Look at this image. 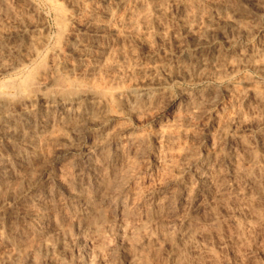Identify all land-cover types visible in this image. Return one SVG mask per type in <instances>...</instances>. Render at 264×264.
Segmentation results:
<instances>
[{"label": "rangeland", "instance_id": "374dc122", "mask_svg": "<svg viewBox=\"0 0 264 264\" xmlns=\"http://www.w3.org/2000/svg\"><path fill=\"white\" fill-rule=\"evenodd\" d=\"M152 1L158 3L157 10H151L152 16L147 18L152 22L148 25L146 20L131 22L134 16H140L142 6ZM3 2L5 7L0 5V70L11 63H26L34 58V52H38L46 64L58 65L63 75L87 85H116L117 94L122 93L123 97L132 89L146 98L148 87H166L167 92L152 101L149 108V105L144 110L138 107L139 113L123 108L108 115L103 124L90 127L92 130H111L129 125L130 131L149 134L142 147L140 145L131 154V159H114L116 162L109 169L113 182L120 184L119 187L114 186V190L110 189L114 191L112 193L121 189L125 192L138 190L140 187L141 195L134 201V217L131 215V220L128 218L127 221L130 225L140 224L142 220L146 223L148 228L141 231V239L127 245L121 233L117 232V227L126 220L118 219L114 220V231L107 234L102 248L89 247V243L84 242L82 235L75 230L67 236L53 234L48 241L51 244L49 249L41 246L37 254L21 252L14 256L9 245L1 244L0 264H264V217L257 213L260 207V211L264 209V177L257 175L255 179L245 181L239 178L236 183L238 176L232 174L235 164L230 159L232 152L240 163L252 157L264 162L260 143L264 139V72L253 65L254 59L255 62L264 61V0H59L63 9L61 15L45 0ZM186 12L197 17L192 29L183 19ZM224 15L230 16L236 26L232 28L225 23ZM96 26L102 31L97 32ZM75 38L76 43L73 41ZM213 48L227 54L243 50V60L232 69L223 70L217 78L199 79L192 66L186 65V71L180 68L179 63L184 62L187 54L195 57ZM103 56H108L106 62ZM157 61L160 63L155 68ZM144 70L147 71L143 74ZM8 76V72L1 70L0 82ZM157 81L159 84L155 83ZM150 82L154 83L151 85ZM247 84L257 86L262 95L254 96L247 90ZM199 88H203L204 100L207 101L199 104L182 122L172 120L177 113H184L181 93ZM235 114L238 117L229 119ZM165 123L175 125L171 128L173 136L160 146L159 137L154 134ZM84 127L87 130L89 126L80 129L73 143L81 141L82 138L78 140L76 137L82 136ZM224 134H228L226 139L220 140L218 137ZM213 145L217 156L216 160L211 156L210 163L221 165L225 169V179H228L227 186L224 185L228 189L223 186L224 189L219 190L223 200L219 198L215 202L203 193L204 183L198 175L199 166ZM80 146L73 151L68 150L69 142L62 145V149L34 168L33 178L24 180L21 188L34 183L32 190L43 187L55 190L61 165L64 164L62 169L66 168V162L80 152ZM185 150L189 157L182 160L180 153ZM233 179L234 182L231 181ZM236 185L242 192L254 193L255 197L247 202L248 206L245 201L232 200ZM21 188L15 193H0V228L3 231L9 225L21 223L20 207L24 202ZM180 192L185 194L183 205L172 202L171 211H164L161 217L151 219L155 209H162L164 201H170ZM228 196L231 200L226 198ZM248 216L260 219L251 218L250 221ZM186 228L189 233L183 234ZM147 229H150L149 233ZM143 231L148 234L144 235ZM147 241L152 243L147 244ZM140 245L144 246L141 247L143 250L139 249Z\"/></svg>", "mask_w": 264, "mask_h": 264}, {"label": "bare ground", "instance_id": "6f19581e", "mask_svg": "<svg viewBox=\"0 0 264 264\" xmlns=\"http://www.w3.org/2000/svg\"><path fill=\"white\" fill-rule=\"evenodd\" d=\"M3 1L4 0H0V5H4ZM45 1L57 12L58 15L63 13V9L59 0ZM157 5L158 3L155 4L153 1L149 4L146 3L145 6H142L141 8V17L139 15H137L139 17L134 16L133 19H131V22L133 21L136 23L140 20H146L145 22H149L147 21V18L149 17L151 10H157ZM185 14V18L183 19H185V23L189 26V29H192L194 25L193 21L196 20L197 17L196 15H191L190 13H188L190 15H187V12ZM224 19L225 23L227 22V24H229L232 28L236 26V22L230 18V16L224 15ZM151 22L152 21L146 25L150 24ZM98 26H96V28ZM101 26L104 27V25ZM100 30L101 28L99 27L96 29L97 32ZM134 31L135 30L132 32ZM73 41L76 43V38L73 39ZM34 54L35 55H32L34 58L30 56L32 59L29 58L31 60L26 63H11L10 65H4L1 68L2 72H8L9 76L0 82V193L5 191L15 193L18 188H21V184L23 185L25 182L24 180L28 181L33 178L32 173H34V168L39 166L43 161L48 160V156L52 153H57L58 150L62 149V145H66L67 142L70 143V147H68L70 149L68 150H76L79 148V144H81V150L80 152L75 153V155L66 162V168L62 169V165L64 164L61 165V168L59 167V174L57 175L58 186L55 190L52 191L47 187L37 189V191L35 189L32 190L34 183L28 185L26 188H21V194L24 199V202L20 207L21 223L17 226L9 225L8 229L6 228V231L1 230L2 228H0V245H9L12 250L11 253H13L14 256L15 253L20 254L21 252L37 254L41 246L49 249L51 244H49L48 241L53 234H62L67 236V234L70 235L74 233L75 230H77V232L82 235L83 241L89 243V247L92 245L94 248H102L101 245L105 241L107 234H109V232L114 229V220L116 221L118 219L121 221L126 220V223L122 222L123 225L117 227V232L121 233V237L126 240L127 245H131L134 242L136 243L139 239H141V231L148 228L145 227L146 223H144L143 220L142 222L140 221V224L132 225H130L129 221H127L128 218L131 220L130 217L133 212H135L136 203H134V201H136L137 197L141 195L139 190L140 187L138 190L125 192L123 189H121L120 192L112 193L114 191L111 192L110 189H112L114 186L117 187L118 185L116 184V181L115 183L113 182L114 180L112 179L109 169L111 168L112 164L116 162H113L114 159H131V154L134 153L144 141H146V139L149 137V134H139L134 131H130V127H128L129 125H122L116 128L111 127L113 128L111 130L105 128L102 130H92L90 127L103 124L106 122L105 120L108 115L118 113V111L123 108H129V111H137L138 113L140 111L138 110V107L139 109H143L145 106L149 105L147 106L149 108L152 101L158 100V98L167 92L166 87H148L146 89V93L148 94L146 98L142 97V93L139 94L140 92L138 93V91L132 89L127 91V95H124L125 97H123L121 96L122 93H120V95L117 94L118 92L116 90L118 87H115L116 85L114 87H104L97 86L96 84L87 85L85 83H81L78 81V79L75 80L69 76H65L66 74L63 75L61 73V68L55 63L51 65L46 64L43 61L40 53L34 52ZM261 55L262 53L260 56ZM243 56V50H240L237 53L227 54V52L223 53L220 50L213 48L207 53H202L195 57H193L191 54H187L184 62L182 64L180 62L179 65L183 71H186V65L190 67L192 66L191 69L194 73H197L200 76L199 77L197 75L199 79L201 77L217 78L222 74L223 70L228 68L232 69L236 64L240 63V61L243 60ZM107 57L108 56L104 57L103 61L106 62ZM255 58L258 59V57ZM162 61L163 60H160V62ZM253 61L254 67L261 70L260 72H264V61L262 60L263 62H255V59ZM160 62L156 64L155 68L159 66ZM98 63H100V61ZM101 64L106 63L102 62ZM147 66L150 67L149 65ZM145 71L147 70H144L142 73L144 74ZM156 76L159 78L158 75H155V77ZM197 76L195 74V77ZM188 78L191 79L190 77ZM150 80H152V77L149 79V81ZM153 83L154 82H150L151 85ZM155 83L159 84L158 81ZM248 83H251V81L249 80ZM145 84H147V81ZM256 87L248 85L247 90L251 91L254 96L260 97L262 94ZM181 94L183 95L182 108L184 109V113H177V117L174 116L172 120H185L191 113H193V110L196 107H199V104H201L203 101H207V99L204 100L205 98L203 96V88L202 90L199 88L197 91H183ZM230 117L231 118L229 119H234V117H238V114H235L234 116L232 115ZM166 124L167 123L163 125L161 124L162 126H160L154 134L155 136L159 137L158 139L160 140V146H164V144L167 142L166 140L169 139L171 135L173 136L171 128L175 125H173V123ZM85 125H87V127L89 126L88 129L86 130L84 127L85 131L82 133V136L76 137L78 140L82 138L81 141L77 142L76 144L73 143L72 140H74L75 135H78V133L81 131L80 129ZM227 135L228 134H224L218 138L220 140H224L226 139ZM242 139H245V137L242 136ZM241 142L244 141L241 140ZM260 143L264 151V139H262ZM65 147L64 149L67 150ZM216 150L217 149L214 148L213 145L212 149H209L206 152V157L202 160L203 163L199 166L198 173L202 183H204L203 193L208 195L210 200L212 199L213 201H217L219 198L221 200L223 198L219 190L222 188L224 189V185H226L227 182L226 180H228L225 179V169H223L221 165L218 163H210L211 156L216 160ZM187 154L189 155L186 150L180 153L182 160L188 156ZM168 157L170 158L169 155ZM235 157L236 156H234V153L231 152L230 159L231 161L233 160L235 164L234 167L232 166V174L233 176H238L235 178H238L235 181L236 183L238 180H240L239 178L245 181L255 179L257 175L264 177V162L258 159L259 156L257 158L258 160H256L254 157L251 159L250 155V159L248 158L249 160L246 159L248 160L247 162L242 163L238 162V159ZM169 160H171V158ZM170 164L177 165V163ZM112 173L114 175V172ZM127 173L130 172L127 171ZM231 181L234 182V179ZM258 181L259 180H256V182ZM256 182H254V184ZM229 187L231 186L229 185ZM254 188L256 187L254 186ZM233 189L232 200L235 198V202L239 200L243 203V201H245L246 206H248V203H250L249 200L254 196V193L251 191L242 192L239 188H237V185ZM183 195L185 194L180 192L173 198L170 197V201H164V205H159L162 207V209H155L152 216H150L151 219L153 220L154 217H161L162 212L164 211L168 212L172 207V202L175 204L180 202L182 204V202L185 201V199H183ZM229 196L226 198L231 200L229 199ZM252 203L253 202L251 200V204ZM240 205L242 206L243 204ZM260 209L262 208L260 207ZM260 209L259 212H257L258 210L256 209V212L264 217V209L261 211ZM259 214H257V216H260ZM248 217H250V221L251 218H255L251 216ZM162 218H164V216ZM257 218L260 219L259 217ZM257 218H255L256 221L258 220ZM243 219L245 220V218ZM261 219L263 218L261 217ZM139 220H137V222ZM238 220L240 221L241 218ZM145 222H147V220ZM261 222L262 221H260V223ZM251 225L253 228L255 227L253 224ZM160 226L162 227V225ZM246 227H248V225ZM251 228L249 226V229ZM186 229L187 230H185L183 234L189 233L188 228ZM149 230L147 231L148 233ZM186 231L188 232L186 233ZM250 231H252V229ZM162 233L164 234V232ZM146 234L144 232V235ZM148 241L147 244L152 243V241ZM140 242L141 241H139V243ZM142 246L140 245V248H137L142 249Z\"/></svg>", "mask_w": 264, "mask_h": 264}]
</instances>
